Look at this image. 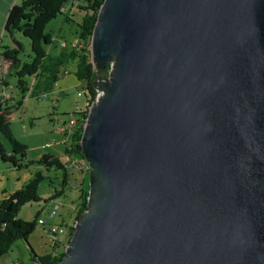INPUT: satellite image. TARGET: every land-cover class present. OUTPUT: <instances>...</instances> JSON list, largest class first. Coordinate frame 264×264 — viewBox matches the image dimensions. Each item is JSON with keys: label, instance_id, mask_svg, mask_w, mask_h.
<instances>
[{"label": "water", "instance_id": "95a60500", "mask_svg": "<svg viewBox=\"0 0 264 264\" xmlns=\"http://www.w3.org/2000/svg\"><path fill=\"white\" fill-rule=\"evenodd\" d=\"M56 264H264V0H104Z\"/></svg>", "mask_w": 264, "mask_h": 264}, {"label": "trees", "instance_id": "16d2710c", "mask_svg": "<svg viewBox=\"0 0 264 264\" xmlns=\"http://www.w3.org/2000/svg\"><path fill=\"white\" fill-rule=\"evenodd\" d=\"M104 0H24L20 4H15L10 9L5 30L7 35H11L12 41L17 46H4L0 55L2 58V79L1 84L7 85L5 76L14 74L18 78V87L22 94L28 89L25 82L27 77H45L48 80L49 89L59 79L61 67L71 62H76L77 69L75 74L77 78L86 83L87 104L83 110H80L79 117H75L76 123L70 133H66L65 139V159L51 154H43L36 162L44 166L47 170L53 168L63 171L62 180L59 188L54 187L49 198L41 196L39 190L43 181L50 179L42 171H37L31 179L16 192L0 199V257L7 254L16 241L23 239L28 242L29 235L37 227L38 219L41 218L40 212L37 213L34 220H23L17 218L18 210L29 202H41L42 209H45L48 202L58 199L65 195V189L71 182L76 185L78 177L75 176L76 169L85 164L87 166L84 178V187L81 188L80 202L76 219L79 218L87 204L89 167L81 148V137L85 125L90 105L95 101L97 92L93 86V78L96 69L92 62L91 37L95 23L97 21L98 11ZM70 3L75 12L67 14V4ZM73 11V10H72ZM66 14V20L75 21L79 26V41L71 43L70 47H65L57 55L52 56L47 51V46L54 41L51 32L46 31L47 24L59 14ZM80 17L75 20L73 17ZM72 15V16H71ZM21 32L28 37L31 42L32 57L30 60H22L19 56L22 45L14 39V32ZM47 88V89H48ZM44 95H48L47 92ZM20 105L14 104L0 105V134L3 135L12 145V153L4 151L0 144V159L4 162L13 163L16 167L23 166L22 159L25 158L27 146L19 142L11 129L10 122L14 110ZM75 113V112H74ZM21 156V157H18ZM32 162H29L31 164ZM50 181H52L50 179ZM52 183V182H51ZM74 230V225H70V235ZM31 249V258L33 264H56L65 255V251H58L57 254H48L39 256L28 244Z\"/></svg>", "mask_w": 264, "mask_h": 264}, {"label": "rangeland", "instance_id": "374dc122", "mask_svg": "<svg viewBox=\"0 0 264 264\" xmlns=\"http://www.w3.org/2000/svg\"><path fill=\"white\" fill-rule=\"evenodd\" d=\"M66 7L68 8L67 14H71V12L76 13L75 8L72 9L73 11L71 10L72 6L70 3ZM79 16L77 17L75 14L73 18L77 20L80 19ZM76 23L75 21L66 20V14L64 13L59 14L47 24L46 31L51 32L54 39L47 46L48 53L52 56L57 55L65 47V44L70 47L72 42L80 40V29ZM13 36L22 45L19 54L20 58L22 60H30L33 54L30 39L18 31L14 32ZM5 41L8 44L10 43V46H17L12 41L11 35H6ZM66 69L68 72H66ZM76 69V62H71L61 67L59 79L50 89L48 88V80L45 77H27L24 80L28 89L24 94L21 93L18 87L17 76L14 74H7L5 76L8 90L13 93L15 102L17 104L20 102V105L14 110L11 117L10 126L12 132L19 142L24 143L26 146L29 145L30 150L35 149L39 151L38 153L41 152L38 159L36 158L37 160L43 156L44 147L49 143L50 137H53L52 133L56 131L55 128L59 132L58 128L64 120H67L72 113L75 117H79L80 114L77 112L86 107V83L77 78L75 74ZM45 92L48 95H44ZM63 136L65 135L63 134ZM0 137L10 146V150L12 151L11 143L3 135L0 134ZM32 154L33 152L30 154L29 151V155L34 157ZM18 157L21 156L18 155ZM21 159L24 162V166L29 165V158ZM3 162L0 159V163L3 164ZM7 164L14 167L13 163L7 162ZM46 173L52 180V185L59 188L63 171L52 167ZM72 177H70L71 182L69 186L65 189V195L49 201L45 209H41L37 202H29L19 208L17 214V218L19 219L34 220L37 212H40L47 222L51 221L56 224H64L66 226L65 242L58 243L60 235L55 238L46 229L47 227L45 225L38 223L34 232L29 235L28 242L23 239L17 240L12 249L0 257V264H33L31 249L28 244L33 247L39 256L52 254L54 252L53 246L56 242L58 243V250L61 252L65 251V246L71 236L70 225L75 224L78 211V208H75L78 191L73 187L74 180ZM43 186L48 189L50 186L48 181L42 182L40 192L43 196L49 198L51 195H49L50 193ZM51 211H55L53 217L50 216Z\"/></svg>", "mask_w": 264, "mask_h": 264}, {"label": "crops", "instance_id": "0c3cea01", "mask_svg": "<svg viewBox=\"0 0 264 264\" xmlns=\"http://www.w3.org/2000/svg\"><path fill=\"white\" fill-rule=\"evenodd\" d=\"M24 0H0V51L4 46H10L6 41H5V36L7 35V32L5 30V25H6V21H7V17L9 14L10 9L13 7V5L15 4H20L22 3ZM2 58L0 55V84H1V79H2ZM55 132H53V137H50V141L49 143H47L44 147V151L42 154H51L53 156H59L62 159H65V155L63 154L65 152V136H63V134L61 132H57V128H55ZM0 144L2 145L3 149L5 152H7L8 154L12 153V151L10 150V146L5 143L3 141V138L0 137ZM63 149H62V146ZM27 152H26V156L25 158H29L28 162H32L29 165L24 166V162L22 161L23 166L21 167H16L14 165V167H11L10 165L7 164V162H3V164L0 163V199L9 196L10 194L16 192L18 189L22 188L29 179H31V177H33V175L37 172V171H42V173L46 176L49 177V175H47V169L44 166H40L39 164H37V159L38 156H40L41 152L38 153V150H30L29 145H27ZM29 151L30 154L31 152H33L32 155H29ZM35 151V152H34ZM63 156V157H62ZM37 158V159H36ZM87 166L85 164H83L80 169H76V173L75 176L78 177L77 180V184L74 185L73 187L78 191V197H77V203L75 208H78L79 202H80V194H81V188L84 187V178L86 175V171H87ZM11 177V178H10ZM48 181L49 183V188L47 189V187L44 189H46V191L48 193H50L49 195L52 194V190H53V186H52V181L49 180H45ZM44 181V182H45ZM40 192V190H39ZM41 194V192H40ZM42 195V194H41ZM48 195V197H49ZM42 197L46 198V196ZM39 207H41L42 209V204L43 201L41 202H37ZM49 204V202H48ZM48 206V205H47ZM38 213V212H37ZM40 216L42 217L41 213ZM56 224L55 222H51L48 221L47 223L43 224L45 225V227H47L46 229L49 230V225L50 224Z\"/></svg>", "mask_w": 264, "mask_h": 264}, {"label": "built area", "instance_id": "2783aa9c", "mask_svg": "<svg viewBox=\"0 0 264 264\" xmlns=\"http://www.w3.org/2000/svg\"><path fill=\"white\" fill-rule=\"evenodd\" d=\"M66 72L68 70L66 69ZM79 94H81L79 92ZM14 104L15 103V98L14 95L11 91L8 90L7 85L0 84V105L2 104ZM76 123L75 116L72 113L70 117L67 120H64L61 125L58 128V131L63 133L66 136V133H70L72 127ZM55 215V211L50 212V216L53 217ZM39 224H45L47 221L41 217L38 219ZM49 232L56 236L60 235L59 242L58 243H63L65 242V235H66V226L64 224H50L49 225ZM57 240V239H56ZM55 240V241H56ZM58 243L56 242L53 246L54 252L52 253L53 255L57 254L58 250Z\"/></svg>", "mask_w": 264, "mask_h": 264}]
</instances>
